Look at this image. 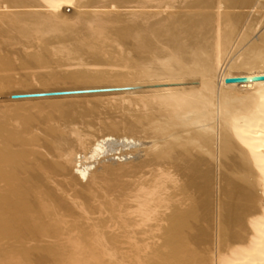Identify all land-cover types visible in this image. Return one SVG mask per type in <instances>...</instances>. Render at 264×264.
I'll return each mask as SVG.
<instances>
[{
  "label": "bare ground",
  "instance_id": "obj_1",
  "mask_svg": "<svg viewBox=\"0 0 264 264\" xmlns=\"http://www.w3.org/2000/svg\"><path fill=\"white\" fill-rule=\"evenodd\" d=\"M0 264H264V0H0Z\"/></svg>",
  "mask_w": 264,
  "mask_h": 264
},
{
  "label": "rangeland",
  "instance_id": "obj_2",
  "mask_svg": "<svg viewBox=\"0 0 264 264\" xmlns=\"http://www.w3.org/2000/svg\"><path fill=\"white\" fill-rule=\"evenodd\" d=\"M33 104H35V103H38L37 105H36V107H38L39 105H43V107H45V106H50L51 104L52 105H54V107H58V108H60V109H63V108H65V107H63L65 104H66V102H64V101H61V102H54V101H41V102H38V101H33L32 102ZM46 111V110H45Z\"/></svg>",
  "mask_w": 264,
  "mask_h": 264
}]
</instances>
